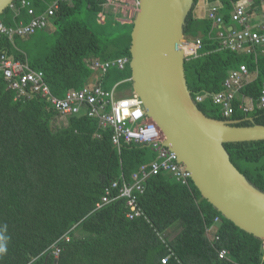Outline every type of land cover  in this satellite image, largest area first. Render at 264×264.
Masks as SVG:
<instances>
[{"label": "trees", "instance_id": "16d2710c", "mask_svg": "<svg viewBox=\"0 0 264 264\" xmlns=\"http://www.w3.org/2000/svg\"><path fill=\"white\" fill-rule=\"evenodd\" d=\"M50 1L32 3L43 11L44 2ZM219 1V7L210 12L229 23L239 0ZM71 2L57 10V30L50 44L44 40L48 36L38 32L42 36H36L33 45L20 49L17 42V49L8 35L0 34V53L41 70L57 97L88 83L93 74L91 58L130 59L131 30L107 38L77 18L82 4L99 12L101 0ZM261 2L250 0L248 14L261 7ZM12 4L20 7V0ZM192 10L184 32L199 37L201 48L197 56L185 59L184 67L192 97L206 94L198 103L200 110L215 119L237 120L238 125H264V107L258 106L264 83V45L256 56L222 48L211 37L210 12L196 18ZM12 18L8 6L0 21L13 26ZM13 39L21 38L15 35ZM242 63L256 76L242 84L232 102L233 113L225 117L211 94L221 90L228 71ZM130 76L128 62L124 69L113 67L100 76L101 86L105 90L115 84L131 87ZM6 87L0 72V246L6 248L0 264H162L160 258L166 254L171 255L164 264H264V241L224 218L190 179L182 184L166 173L150 175L138 198L146 219H128L121 198L97 208L104 186L121 174L130 180L141 164L154 158L153 150L135 143H122L118 150L111 143L110 131L100 129L97 119L86 115L68 116L66 124L56 125L60 115L44 99L16 101L15 92ZM243 98L252 100L250 110L239 106ZM224 147L237 170L264 191V140L230 142ZM215 216L220 218L217 239L205 233ZM177 224L179 231L168 240L167 230ZM55 242L60 247L56 258L51 247ZM221 249L226 251L224 258L218 257Z\"/></svg>", "mask_w": 264, "mask_h": 264}, {"label": "water", "instance_id": "95a60500", "mask_svg": "<svg viewBox=\"0 0 264 264\" xmlns=\"http://www.w3.org/2000/svg\"><path fill=\"white\" fill-rule=\"evenodd\" d=\"M13 1L0 0V15ZM193 4L194 0H137L129 47L132 92L158 125L164 145L190 172L201 196L239 229L264 241V191L237 170L224 147L264 140V125L209 117L193 101L182 47Z\"/></svg>", "mask_w": 264, "mask_h": 264}, {"label": "built area", "instance_id": "2783aa9c", "mask_svg": "<svg viewBox=\"0 0 264 264\" xmlns=\"http://www.w3.org/2000/svg\"><path fill=\"white\" fill-rule=\"evenodd\" d=\"M101 1L103 7L112 6L117 11L118 8H120V11L123 10L121 3L134 6L135 11L137 8V0L131 3H128L127 0ZM65 2H69V0H51L45 10L35 13L29 0H20V6L25 8L30 15L29 21H18L13 26H6L0 21V34L8 35L9 38L14 34L19 36L32 35L38 30L46 28L60 5ZM10 6L16 8L14 4H10ZM261 8L263 10L261 16L264 20V0L261 2ZM215 10V7L211 8V11ZM209 16L213 20V25L222 24V18L214 12H210ZM231 20L236 21L243 27L231 30L227 35L223 31L219 32L220 47L254 54L255 56L260 52L262 53L264 31L260 32L249 27L250 16L245 2L235 3L231 12ZM261 29L264 30V27H261ZM182 47L186 58L195 57L201 48V39L199 37L188 38ZM129 60L127 57H119L103 62L96 60L93 65L102 72H107L111 67L124 69ZM0 72L7 88L15 92L14 100L23 101L26 98L38 96L44 99L47 105L51 106L59 115H86L97 119L100 129L110 131L111 143L118 150L122 143L143 144L153 150L155 158L141 164L131 174L130 180H126L121 174L118 179L112 180L104 186L101 197L96 203L97 208L121 198L125 200L127 208L125 215L128 219L138 217L146 219L138 204V198L143 194L145 181L150 175L167 173L182 184H187L189 179L191 180L190 172L178 162L176 153L164 145V137L158 125L152 118L147 116L141 99L135 93L121 95L116 86L110 90H105L101 85H85L79 89H68L62 97H57L51 92L41 70L32 69L27 61L15 59L4 52L0 53ZM251 79L252 73L249 72L246 64L242 63L236 68L230 69L222 83V89L211 94L213 102L221 106V112L225 117H229L233 113L232 102L237 98L242 84ZM205 96L206 94L198 93L192 99L195 103H199ZM239 106L244 110H250L253 103L252 106H248L247 103L243 102ZM258 106L264 107V83L260 91ZM219 219L218 216H215L214 223L206 228L205 233L209 238H218L215 234V228ZM65 238L68 240L67 236ZM51 247L52 255L56 258L60 252L58 242L53 243ZM170 255L166 254L161 257L160 262L162 264L166 263ZM225 255L226 251L224 249L218 251L219 258H224Z\"/></svg>", "mask_w": 264, "mask_h": 264}, {"label": "crops", "instance_id": "0c3cea01", "mask_svg": "<svg viewBox=\"0 0 264 264\" xmlns=\"http://www.w3.org/2000/svg\"><path fill=\"white\" fill-rule=\"evenodd\" d=\"M30 1V5L32 6V8L34 9V11H35V13H40V12H42L41 10H39V6H37V5H34L33 3H32V0H29ZM134 1H136V0H134ZM127 2L128 3H131L132 2V0H127ZM237 2H239V3H247V8L249 9V4H250V0H239V1H237ZM236 2V3H237ZM45 3V5H46V7L48 6L47 4L49 3V2H44ZM215 3L217 4V6L215 5ZM67 4H69V5H72V2H71V0H69V2H67ZM124 4H126V3H124ZM123 3H121V6H122V11H123V13H124V16H122L121 14H118L119 12H120V8H118V11L117 10H114V8L112 7V6H107V7H103V6H101L102 8H101V10L99 11V19H100V21L101 22H103V21H105V19H107L106 18V16L108 17L109 15H111V16H114V17H119V18H121V19H126V20H131L132 21V19H133V17H134V13L136 12L135 11V8H134V6L132 7L131 5L129 6V4H126V5H124ZM220 4V1L219 0H197V2H196V4H193V7H192V14H193V16L194 17H196V18H202V17H204V16H206L209 12H210V10H211V8L212 7H214L215 6V8L217 9ZM235 4V3H234ZM119 5H120V3H119ZM9 7H10V9H11V11H12V14H13V18H12V20H13V24L15 25L18 21H23V22H28L29 21V19H30V15L27 13V11H26V9L25 8H23V7H16V8H12L10 5H9ZM45 7V8H46ZM117 8V7H116ZM25 9V10H24ZM126 9H128V11H127V14L125 13V11H126ZM45 10V9H44ZM255 11H253L251 14H249V16H250V20H249V23H248V25H249V27L250 28H253V30H258V31H260L261 30V27H264V20L262 19V16H261V13H262V9H261V7L260 6H258V7H256L255 9H254ZM248 11V10H247ZM57 12V11H56ZM56 14V13H55ZM230 14H231V12H230ZM101 16V17H100ZM54 17H55V15L53 16V18H51L50 19V21H49V24L47 25V27L46 28H44V29H42V30H38L37 32H35L34 33V35L33 36H31V35H29V36H20V40H14L13 38H14V36L15 35H17V34H14L11 38H9L10 40H11V42H12V45H14V47H16L17 48V42H19V44L18 45H20V49H22V48H27V47H30L31 45H33V43L36 41V40H34V39H36V36L37 37H40L41 38V36H42V34L41 35H39L38 34V32H42V33H44V34H46L48 37L46 38V39H44V40H46L49 44L54 40V38H53V34H54V32L57 30V25L55 24V22L56 21H54ZM114 19V18H113ZM223 20V19H222ZM243 26L242 25H240L239 23H237L236 21H230L229 23H225L224 22V20H223V22H222V24L221 25H218V24H216V25H213L212 24V27H211V37H213L214 39H215V41H217L218 42V44L220 45V43H221V39L218 37L219 36V32H221V31H223V33L225 34V35H227L231 30H235V29H241ZM209 34H210V32H209ZM189 38H192V37H189ZM186 39H188V37L186 38ZM14 41H16V42H14ZM20 41H21V43H20ZM18 49V48H17ZM13 57V56H12ZM123 57V56H122ZM119 58V57H118ZM116 59V58H115ZM99 61V62H103L102 60H99L98 58H91L90 60H89V62H90V67L92 68V70H93V74H92V76H91V78L89 79V81H88V83H86V85H101V80H100V76L102 77L105 73H107V72H102L98 67H94V65H93V62L94 61ZM109 60H112V59H109ZM105 61H107V60H105ZM113 67H111L110 69H112ZM115 68H117V67H115ZM109 69V70H110ZM256 76V72L254 71L253 72V74H252V78H254ZM118 84H115L114 86H116V89L118 90V86H117ZM113 86V87H114ZM7 88V87H6ZM8 89V88H7ZM118 92L121 94V95H127V94H129V93H131V92H127V93H124V92H120V90H118ZM33 98V97H32ZM32 98H26V99H24L23 101L25 102V101H29V100H31ZM243 101L245 102V103H247L248 104V106H252V101L249 99V98H243ZM60 117H62V118H65V119H62L63 121L64 120H66V118L68 117V116H62V115H60ZM64 124H66V121H65V123ZM154 158H155V156H154ZM153 158V159H154ZM152 160V159H151ZM150 161V160H149ZM148 161V162H149ZM147 163V162H146ZM167 174V173H166ZM170 175V174H169ZM171 176V175H170ZM173 177V176H172ZM174 178V177H173ZM174 226V225H173ZM172 226V227H173ZM171 228V227H170ZM169 228V229H170ZM180 229V228H179ZM179 231V230H178ZM169 232V230H167V232H166V234ZM176 235V234H175ZM167 238V237H166ZM172 238V237H171ZM170 238V239H171ZM170 239H168V240H170Z\"/></svg>", "mask_w": 264, "mask_h": 264}, {"label": "rangeland", "instance_id": "374dc122", "mask_svg": "<svg viewBox=\"0 0 264 264\" xmlns=\"http://www.w3.org/2000/svg\"><path fill=\"white\" fill-rule=\"evenodd\" d=\"M125 13H127V11H125ZM120 14L124 16V13L122 11H120ZM76 15H77V18L86 22L89 28H91L95 33L101 36L107 37V38L119 36L127 31H130L133 26V25L131 26L132 24L131 20L121 19L119 17H114L111 15H109L108 17L106 16L107 19L101 22L99 19V12L92 10V9H88L85 4H82L80 6L79 12ZM131 87H129L126 84L125 85L121 84V86L118 87V90H120V92L127 93V92H131V89H132ZM62 119H65V118L58 116L55 124L56 125L64 124L66 120L63 121ZM168 230L169 232L166 234V236H167V239H170L178 232L179 226L178 224L174 225Z\"/></svg>", "mask_w": 264, "mask_h": 264}, {"label": "clouds", "instance_id": "9594fccd", "mask_svg": "<svg viewBox=\"0 0 264 264\" xmlns=\"http://www.w3.org/2000/svg\"><path fill=\"white\" fill-rule=\"evenodd\" d=\"M246 8H247V3H246ZM247 10H248V8H247ZM134 16H135V13H134ZM5 251H6V248L4 246H0V254H3Z\"/></svg>", "mask_w": 264, "mask_h": 264}]
</instances>
